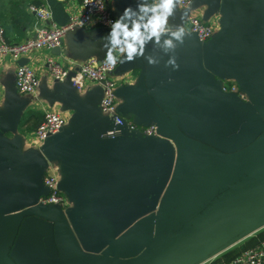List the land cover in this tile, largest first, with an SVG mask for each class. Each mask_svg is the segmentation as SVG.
Segmentation results:
<instances>
[{"label": "water", "instance_id": "water-1", "mask_svg": "<svg viewBox=\"0 0 264 264\" xmlns=\"http://www.w3.org/2000/svg\"><path fill=\"white\" fill-rule=\"evenodd\" d=\"M129 5L136 6L119 1L113 14L119 17ZM195 5L207 6L209 16L219 14L220 30L206 43L186 32L184 44L175 53L178 70L165 67L169 57L149 44L146 54L160 57L158 65L137 59L119 62L115 71L137 77L134 86L126 85L120 92L125 99L118 109L121 115L131 113L133 121L143 125L154 121L159 136L123 127L121 136L103 140V132L116 125L100 111L102 90L88 106L70 104L77 110L73 139L55 141L50 136L41 151L23 153L22 138L17 141L6 136L16 130L24 104L12 106L0 116V145L16 178V196L0 209V216L14 213V219L24 221L11 252L13 259L23 250L22 255L37 264H202L264 224V0H195ZM187 14L178 8L170 23L184 27ZM99 29L102 37L110 31ZM52 53L61 55V46ZM96 57L105 59L106 49ZM28 61L22 58L20 64ZM226 79L236 80L249 100L224 91ZM128 139L144 141L165 154L171 140L175 141L182 167L189 161L190 146L213 154L216 161L205 183V192L214 196L210 207L177 218L176 211L162 204L158 213L157 204L138 211L132 205H101L97 194L105 164L100 152ZM57 158L65 175L63 192L77 208L87 204L102 214L103 221L86 227L85 235L79 233L71 211L67 216H54L60 227L55 231L53 220L42 211L51 205L38 203L49 193L44 184L45 167ZM242 160L248 169L239 165ZM183 211L181 208L178 215ZM115 217L118 222L112 220ZM103 223L104 228L98 230ZM25 227L43 230L42 236L25 234L24 239Z\"/></svg>", "mask_w": 264, "mask_h": 264}, {"label": "crops", "instance_id": "crops-1", "mask_svg": "<svg viewBox=\"0 0 264 264\" xmlns=\"http://www.w3.org/2000/svg\"><path fill=\"white\" fill-rule=\"evenodd\" d=\"M119 1L121 0L112 1L113 11L116 10ZM126 1L130 4H136V0ZM31 4H47L53 11L55 21L59 24L67 23L71 14L80 12L82 8V0H0V28L4 30L8 42L18 43L35 34L39 22L28 9ZM198 9L202 17L207 16L208 18L207 6L204 5ZM179 10L182 9L179 7ZM214 17L218 18L220 22L219 14H213L205 21L213 20ZM184 27L187 33H192L189 30L188 23L185 22ZM101 38L102 32L99 26H88L82 32H75L66 36L61 46V55L57 56L65 64L71 60L78 62L90 56H99V54H102L103 48ZM48 53L46 50H36L27 56L29 63L34 65L41 79L40 91L37 96L21 94L15 86V70L17 66L21 65L20 60L15 62L9 56L0 57V116L5 114L10 107L24 104L21 120L16 130L6 134L12 140L18 141L19 137L22 138L23 153L26 150L29 152L42 150L43 146L39 149L33 144V133L39 125L37 122L38 116L43 120L45 110L60 112L68 119L66 127L54 135L55 141L73 139L77 110L70 104L82 103L88 106L94 99L95 94L103 89L100 84L87 79L82 81L80 90L72 88L71 78L66 82H58L48 72L46 64ZM115 54L121 57L118 52ZM73 73L72 76L77 75V71H73ZM115 78L119 81L117 94L121 106L124 104L125 99L120 92L126 85L134 86L137 77L132 72H115ZM231 80L236 83V80ZM126 117L130 120L134 119V115L131 113H128ZM132 141V139L124 140L113 146L111 150L105 149L100 152L103 157L102 163L105 164L103 178L99 180V192L97 194V199H99L101 205H132V210L138 211L144 206L157 204L155 212L158 213L162 204L168 210L176 211L177 218L182 217L184 214H192L195 210L200 213L210 207L209 202L214 196H212V192H205V189L208 188L205 183L208 180L210 166L216 161L213 154L200 147L190 146L189 161L182 167L178 162L179 150L175 141L171 140L172 143H169V146L166 147V154L155 151L152 148L153 146L148 147V144L144 141ZM55 161L61 167V159L57 158ZM239 165L244 169H248L246 160L240 161ZM61 172L64 180L65 175L63 171ZM15 189L16 178L12 164L7 153L0 145L1 210L6 203H9L11 196H16L14 194ZM172 206L175 207L170 209ZM51 207H49V210H42L46 211V218L53 220L54 216H58V213L67 216L68 212L71 211L79 233L84 235L86 234L84 230L86 227H91L92 223L103 221L102 214L95 213L91 205L84 204L83 207L77 208L76 203L71 202L67 207L56 205ZM181 208L184 211L178 215ZM14 216V213L0 216V264H37L32 257L23 256V250L16 254V259L11 257V252L15 247L24 222L23 218L16 220ZM112 220L118 222L117 217ZM53 222L54 230L59 231L60 227L57 226V222L55 220ZM102 228H104V223L99 225L98 230ZM42 232L43 230L40 229L36 230L34 228L31 230L25 227L22 234L25 239V234L27 236L28 234L42 236ZM252 232L246 238L212 257L207 264H230L233 261V254L228 251L233 248L239 249L241 246L249 247L256 244L257 241L263 240L264 224ZM226 252L228 253L225 254Z\"/></svg>", "mask_w": 264, "mask_h": 264}, {"label": "built area", "instance_id": "built-area-1", "mask_svg": "<svg viewBox=\"0 0 264 264\" xmlns=\"http://www.w3.org/2000/svg\"><path fill=\"white\" fill-rule=\"evenodd\" d=\"M113 0H82L81 11L71 14L69 21L65 24H59L54 19V14L47 4H31L28 9L33 13L38 26L35 34L18 43H10L4 35V30L0 28V57H11L15 62L22 58H27L29 54L36 50H46V64L48 72L52 78L58 82H66L71 78L73 85L80 90L82 81L98 83L102 86V95L99 102V108L103 116L114 120L115 127L103 132V140L115 139L122 135L123 127L130 132L141 133L146 136H159L158 126L152 121L149 125L138 124L133 120L124 117L119 112V96L117 94L118 81L115 78V71L119 65L110 67L106 64V58L98 59L96 56L76 62L75 60L63 63L60 58L52 53L56 47L62 46V43L70 31L85 29L94 25L102 28H110L111 22L118 17L113 14ZM180 8L188 11L186 23L189 30L197 35L200 42H206L218 32L220 22L205 21L199 12V7L195 5V0H182ZM75 67H77L75 69ZM73 71H77L76 76L70 77ZM15 86L17 90L24 95L37 96L40 91L41 79L35 70L33 64L29 61L23 65L17 66L15 70ZM222 88L226 92H235L239 98L248 101L249 98L238 86L228 88L224 83ZM68 119L60 112L45 110L44 118L33 133V144L41 149V146L50 137L63 130ZM61 167L55 160H49L45 167L44 184L49 189L47 195L41 196L38 203L42 205L69 206L71 200L62 190V172ZM207 260L202 264H207ZM230 264H264V240L258 245L250 247L233 259Z\"/></svg>", "mask_w": 264, "mask_h": 264}, {"label": "clouds", "instance_id": "clouds-1", "mask_svg": "<svg viewBox=\"0 0 264 264\" xmlns=\"http://www.w3.org/2000/svg\"><path fill=\"white\" fill-rule=\"evenodd\" d=\"M182 0H136V6L126 7L123 13L111 22L110 31L101 39L106 49V64L115 67L119 53L120 63L147 61L151 66L160 63V57L146 54L149 44L169 58L165 67L178 70L176 50L184 44L185 28L180 24L170 23L180 7ZM171 82V80L169 81Z\"/></svg>", "mask_w": 264, "mask_h": 264}, {"label": "trees", "instance_id": "trees-1", "mask_svg": "<svg viewBox=\"0 0 264 264\" xmlns=\"http://www.w3.org/2000/svg\"><path fill=\"white\" fill-rule=\"evenodd\" d=\"M41 121H42V118L41 117H39L38 116V120H37V122L40 124L41 123ZM37 128V127H36ZM263 240H264V238H262ZM263 240H261V241H263ZM248 241V240H247ZM246 241V242H247ZM261 241H257V243L256 244H254V245H252V246H246V247H239V249L238 248H233V249H231V250H229L228 252H230V254H233V258H232V260L234 259V258H236L238 255H240L245 249H247V248H250V247H253V246H256V245H258ZM243 244H246V243H243ZM228 252H226L225 254H227Z\"/></svg>", "mask_w": 264, "mask_h": 264}, {"label": "rangeland", "instance_id": "rangeland-1", "mask_svg": "<svg viewBox=\"0 0 264 264\" xmlns=\"http://www.w3.org/2000/svg\"><path fill=\"white\" fill-rule=\"evenodd\" d=\"M218 20V18H215L214 17V19L212 20V21H215V20ZM118 55V54H117ZM119 56V55H118ZM125 81H126V79H124ZM119 82V81H118ZM224 85H226L228 88H230L232 85L233 86H236V83L234 82V81H232L231 79H226V80H224ZM252 180H250V182H251Z\"/></svg>", "mask_w": 264, "mask_h": 264}, {"label": "bare ground", "instance_id": "bare-ground-1", "mask_svg": "<svg viewBox=\"0 0 264 264\" xmlns=\"http://www.w3.org/2000/svg\"><path fill=\"white\" fill-rule=\"evenodd\" d=\"M113 12H114V11H113ZM209 40H210V39H209ZM209 40H208V41H209ZM208 41H206V42H208ZM206 42H201V43H206ZM236 86H237V83H236ZM244 93H245V92H244ZM246 95H247V93H246ZM247 96H248V95H247ZM119 106H120V104H119ZM247 249H249V248H247ZM245 250H246V249H245ZM245 250H244V251H245Z\"/></svg>", "mask_w": 264, "mask_h": 264}]
</instances>
